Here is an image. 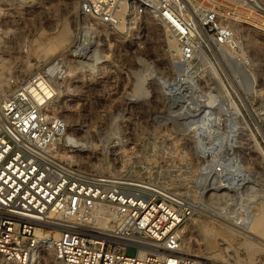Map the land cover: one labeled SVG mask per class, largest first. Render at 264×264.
<instances>
[{"label":"built area","instance_id":"built-area-1","mask_svg":"<svg viewBox=\"0 0 264 264\" xmlns=\"http://www.w3.org/2000/svg\"><path fill=\"white\" fill-rule=\"evenodd\" d=\"M72 1L78 8L70 15L76 27L78 16L110 28L120 18L133 23L150 16L163 22L177 38L178 65L161 89L169 100L176 94L189 100L176 114L137 108L133 94L110 92L111 87L105 86L113 80L97 77L105 84L98 89L101 92L75 94L102 100L103 108L96 112L99 125L112 124L106 148H93L69 131L58 102L67 95L61 83L71 79L70 63L88 59L90 65L106 71L103 57L96 61L86 53L78 28L71 41L35 69L8 72L0 91V264H24L47 247L55 264H197L182 246L186 222L200 215V207L189 191L171 183L168 155H180L181 163L187 165L190 149L203 157L207 142L218 150L219 158L212 161L209 172L215 187L235 190L232 180L255 176L232 151H221L232 149L230 139L244 131L237 103L241 104L242 92L259 89L248 54L227 24L243 0ZM46 11L48 0H0V74L8 46L30 41ZM222 49L236 62L238 87L228 84L232 94L223 86L233 108L210 86L186 85L197 59L206 51ZM262 84L264 111V77ZM176 115L191 135L178 133ZM67 132L82 144L68 140ZM81 154L95 164L80 161ZM104 154L106 170L100 169ZM201 162L191 177L197 188H205L207 182V168ZM128 248L134 249L133 254Z\"/></svg>","mask_w":264,"mask_h":264},{"label":"rangeland","instance_id":"rangeland-1","mask_svg":"<svg viewBox=\"0 0 264 264\" xmlns=\"http://www.w3.org/2000/svg\"><path fill=\"white\" fill-rule=\"evenodd\" d=\"M51 3L52 0H48V7ZM54 7L58 16L61 17V13H63L64 16L62 18L69 21L72 35L70 39L66 41L67 43L72 40L73 34L75 36L77 27L75 25L73 26L71 16L66 12L64 4H54ZM239 7L240 10L238 11V14H234L227 21V24L232 28L236 38L240 41L243 49L248 54L251 62L250 69L253 71V76L257 80L259 89L249 93L242 92L240 101L246 110L241 107L239 102L237 103L242 110L244 131H239L234 138L230 139L231 145H234L232 149L223 147L221 148V151L223 153H225V151L227 153L232 151V153L239 158L243 168L247 171H252L255 176H250L245 179L232 180L231 182L233 185L235 183L237 184H235V190L228 186L224 187L223 185L219 187H212L210 189H207L206 185L205 188H197L194 185L193 180H191V177L193 179L194 174L197 172L198 162L203 161L201 164L207 168L205 178L207 179V184L209 181L214 179L209 172L212 161H216L219 158L218 150L206 142L204 155L203 157H200L199 154L194 153L190 149L188 156L190 157L191 162L187 165L181 163L180 155H168L169 164L167 167L169 168V171L173 173L170 175L172 177L171 183L175 184L178 190L189 191L192 199H195L197 201L196 204L200 207V215L193 216L189 219H192L195 223H197L200 230L191 229V237L189 239L192 241V247L190 250H187V253L194 256L196 260L202 262V264H264V228H261L260 230L259 228H252V232H254L253 235L246 232H237L231 227L228 228V226L222 225L215 220L218 216L223 220L222 222L230 221L229 223L234 222L236 225H240V223L233 220V218L237 214L239 215L244 212L243 202L250 201L249 209L256 213L259 212L260 206L264 204V111L262 102V80L264 77V29L259 26L263 23L262 20L264 21V0H243L239 4ZM246 7L249 9H246ZM247 10L252 11L255 15H258H256V18L246 15L247 13L245 11ZM237 15H241L247 20H245V22L241 25L236 24L234 26L232 20ZM144 21L145 20L142 18L139 23H132L131 26L128 22H125L120 28H110L105 26V31H102V34H98L99 42L102 44V52L104 54L102 57L105 61H107L105 68V70H107L105 71L106 73L109 71L107 74L104 71H99V68L93 65V63L90 65L88 59H83L80 60V64L78 63V66L74 70H71V79H66L63 83H61L62 93H66L67 95L60 98L58 101L60 104L59 106L61 109L65 108L73 113L74 122H70V124L76 123L81 127L82 132L77 135L81 138V140H87L93 148H106L105 145L107 143V139L113 134L111 127L112 124L108 122H101V125H99L98 120L100 117L96 114V112L103 108L102 100L76 98L75 94L101 92L102 90L99 91L98 89L102 88L103 85L105 86V84L99 83V79L97 77L109 76V78L113 80L108 83L109 85L107 84L105 86L106 88L108 86V88L111 87V89H109L110 92L122 91L133 94L131 88L133 86V82L135 81V76L131 70L140 69L141 71H145L146 78H144V87L146 92L141 95H132V102L137 108L162 109L176 114L178 111L184 109V106L182 105L183 102H185L186 99L189 100L187 97L176 94V97H174V101L172 102V100L166 98L162 92L161 83H164V81L168 80L170 77H174L172 74L175 72L176 66L174 67L172 62L175 55L167 49L163 36L156 34L152 23V26H150L152 27V31L151 29H149V32L147 31L149 34L147 35L146 41L148 44L150 43L151 46H154H150L148 49L145 46H143V48L141 46L140 48V45L130 47L131 39L133 35H135V32H138L141 29H146L145 26H142L145 25ZM41 25L42 27H45L43 24ZM115 32L116 34H114ZM106 34L109 40H111L110 42H112L110 47L106 45L102 38V36ZM112 37L115 38L114 41H112ZM20 40L21 39L19 38L18 41L20 42ZM138 41H142V36L141 38H138ZM66 43L61 44L57 50H60ZM121 45H127L128 47H125L127 50H122ZM112 48H114V50ZM57 50L53 54H56L58 52ZM120 50L123 51L121 52L122 54L120 53ZM125 52H129L131 59L126 58V55H124ZM4 55H6V52L3 53V56ZM15 55L17 54H11L13 57ZM137 56H141L147 65H144L143 62L137 58ZM202 56L203 57L197 59V65L194 66L192 72L196 78L197 84L200 86H210L215 93L220 94L222 99L233 108V103L230 101L228 94L224 89L225 87L232 93L228 84H230L233 89H236L239 85L238 79L234 74V70L237 72L236 62L232 60L231 53L228 54L225 49H222L221 52L211 50L206 51V54H203ZM43 60V57L33 60L34 63L31 68L27 69L28 71H25L29 72L35 69ZM19 62V59H16L11 69L4 68V71L2 70L1 82L3 84H5L6 74L19 68V66H17ZM112 87L116 88V90ZM237 93L240 94L238 91ZM69 94L70 96L67 98ZM111 103L113 105L114 102L111 101ZM101 119L104 120L106 118L103 117ZM174 125L176 128L177 126L180 128L181 131L178 130L180 135L189 136L192 134L190 130H187L188 127L185 128L186 124L181 116L177 117L176 115ZM244 137L247 138L245 139ZM240 145H243V147ZM241 147L243 150L239 149ZM143 150L154 151V153H156L155 149H150V147H143ZM104 153H106V151H104ZM161 154H164V152ZM106 159V154H104L103 158L100 160V169L102 170H106L108 168V162ZM173 162L175 163L174 165ZM205 226H208V228L212 227V229L215 230V233L207 235V237L203 230V227ZM188 227L189 225L187 224V228ZM194 232L196 233L194 234ZM245 233L249 234L251 237H246L244 235ZM207 239L210 240L209 242L216 249V254L208 255L203 251V246L207 243ZM244 242H246V244L243 245L242 243ZM198 245H200L201 248L196 250L192 249L196 248ZM127 252L133 254L134 249L128 248ZM49 254L52 255L51 250H49ZM52 261L53 260L50 259V264H54ZM30 264H34V258Z\"/></svg>","mask_w":264,"mask_h":264},{"label":"bare ground","instance_id":"bare-ground-1","mask_svg":"<svg viewBox=\"0 0 264 264\" xmlns=\"http://www.w3.org/2000/svg\"><path fill=\"white\" fill-rule=\"evenodd\" d=\"M208 1H211V0H208ZM57 2H61V4H67V7L68 8L66 9V12L67 13L69 12V15H72L73 13H77L78 12L77 4H76L75 1H72V0H52V3L48 7V11H46V13H45V19L43 20V25L45 27H42V25H40L38 33L33 38H31L30 41H28V40L27 41H23V43L22 44L20 43V45L18 43H16L15 45L8 46V48L6 49V55H4L2 57V59H1V66H2L3 69L4 68L11 69L13 67V63L15 62L16 59H19V61H20L17 66H19V69H20L21 72H23V71H25L27 69H30L31 66H32V64L34 63L33 60L38 59L40 57H43V59H47V58L52 57L53 55H55L53 53L58 49V47L61 44L66 43V41H68L70 39V37L72 35V30L70 28L69 21L68 20H64L62 18L64 16L63 13H61V17L57 15L56 9L54 7V4L56 5ZM49 9H51L52 12L49 11ZM246 9H249V8L246 7ZM245 12L247 13L246 15H250V16H252L254 18H256V15H258V14H256V15L254 14L255 13L254 10H253L254 13L252 11H249V10H247ZM245 12H244V14H245ZM142 18L145 20L144 21L145 22V25H142V26H145L146 29L145 30L144 29H141L138 32H135V35H133V37L131 39L130 47L131 46L134 47V45L135 46L140 45V48H141V46H142V48H143V46H145L147 49L150 48L151 44L150 43L148 44V42L146 41V38H147V35L149 34L148 33L149 32V29L152 28L150 26L154 25V30L156 31V34L163 36V39H164V42H165V45H166L167 49L173 55H177V53H178L177 38L170 32V30L168 29V27L163 22L158 21V20H155L154 18H152L150 16H142L141 19ZM244 18L245 17H242L241 15L235 16L234 19L232 20L234 26L236 24H240L241 25L242 23H244L245 20H247V19H244ZM138 21L140 22V20H136V21H133V23H138ZM125 22H128L130 26L132 24V22H129L127 20L124 21L123 18H120L118 24H116V26L114 28H120V27H122L121 25H123ZM262 22L263 23H261L259 26H261V28L264 29V25H263L264 24V21L262 20ZM77 23H78V27H77L78 30L81 33H83V37L81 39V43H82L81 45L84 47V49H87L86 50V53L87 54L93 56L92 57L93 60H96V61L100 60V58L102 56H104V54L102 52V44L99 42V37H98L99 35L98 34H102L103 33L102 31H105V28L106 27L103 26V25L98 24L97 22H95L93 20H88V19H85V18H81L79 16H78ZM151 23H152V25H151ZM41 24H42V22H41ZM108 31H110V30H108ZM151 31H152V29H151ZM97 32H99V33H97ZM75 33H76V31H75ZM114 34H116V32ZM141 36H142V41H138V38H141ZM102 38L105 41L106 45H108L109 47H110V45H112V42H110L111 40H109V38L107 37V34L106 35H103ZM112 39H113L112 41L115 40V38H113V37H112ZM150 39H151V36H150ZM153 46L154 45H152L151 47H153ZM125 47H128V46L127 45H125V46H122L121 45L122 50L124 49L126 51L127 49ZM112 49L114 50V48H112ZM57 51H59V50H57ZM115 51H117V50H115ZM118 52H119V50H118ZM121 52H123V51L120 50V53ZM13 53H15L17 55H15L14 57L11 56V54H13ZM124 55H126V58L131 59L130 58V55H129V52L128 53L125 52ZM137 58H139L143 62L144 65H147L144 62V60H143V58L141 56H137ZM177 61H178V59L174 58V60L172 62L174 67L175 66L177 67V65H178V62ZM77 66H78L77 63H70V65L68 66V69H67L68 71L67 72L70 73L71 70H74ZM131 71L134 73V76H135V81L133 82V86L131 88L133 95L134 94L135 95L144 94L146 92L145 87H144V78H146L145 77L146 72L145 71H141L140 69L131 70ZM110 73H111V71H110ZM1 80H2V76L0 74V91H2L4 89V86H5V84H3L1 82ZM187 81L188 82L186 83V85H188L189 83H191V84H197L196 78L194 77L193 74H191L190 76L187 77ZM120 86H121V84H120ZM215 94L217 96H219V98H222V96L220 94H218V93H215ZM62 113L66 117V119H67V121H68V123L70 125L69 126V131H70V129H73V131H75L76 134H81L82 129H81V127L78 124H76V123L70 124V122H74L73 113L70 112L69 110H66L65 108H62ZM65 137L68 140H71L73 142L75 141L76 144H82V141H79L70 132H67V134L65 135ZM244 138L246 139L247 137H244ZM240 146L243 147V145H240ZM242 147L239 148V149L243 150ZM68 158H70V155L68 156ZM78 159L80 161L84 162V163L90 162L91 165L94 164V162L92 160H88L87 154H85V155H82L81 154V156H79ZM233 183H234V181H233ZM215 186H216V180L215 179L209 181L206 184L207 189H210V188L215 187ZM249 205H250V201L243 202V208H244L243 211L244 212L242 214H239V215L237 214L236 216H234V218L232 217L233 220H236L237 222H239L240 225H236L234 222L233 223H229L230 221L229 222H222L223 220L220 217H218V216H217V218H215V220L218 221V223H220L222 225L228 226V228L231 227L232 229H234L237 232H241V233L242 232H246V233H249V234H253L254 235V232H252V228L253 229L259 228V230L261 228H264V204H262V205L260 204L261 205L260 206V210L257 213L254 212V211H252V210H250L249 209ZM224 220H225V218H224ZM186 223L189 225V227L187 228V224H186L185 237H184L182 249H183L184 252L187 253V250H190L191 247H192V241H190V239H189L191 237V229H197L198 230L199 229V226L192 219L191 220H188ZM232 225H234V226H232ZM215 227H217V226H215ZM203 230H204L206 236L215 233V230L212 229V227L208 228V226H205V227H203ZM254 231H256V230H254ZM217 232H218V230H217ZM195 233L196 232H194V234ZM229 233H230V231H229ZM246 233L244 235L246 237L250 238L251 236L249 234H246ZM224 235H226V234H224ZM213 237H214V235H213ZM246 237H244V238H246ZM225 240H223V241H225ZM209 241L210 240L207 239V243L206 244L204 243L205 244L204 246L202 245L204 247L203 248V251L205 252V254L214 255V254H216V249L214 248V246ZM213 243H214V241H213ZM242 244L244 245V244H246V242H244ZM199 248H201L200 245H198L196 248H192V249L193 250H196V249H199ZM49 250H50V247H47V249L38 251L37 253H35L32 256L31 261L34 258V264H50V259H52L53 260L52 262L55 264L53 256L49 254ZM226 250H227V248H226ZM226 250H225V252H226ZM217 254H218V252H217ZM199 255H200V253H199ZM213 259H214V257H213ZM31 261H27L25 264H28V263L30 264ZM197 264H202V262H200V261L197 260Z\"/></svg>","mask_w":264,"mask_h":264}]
</instances>
